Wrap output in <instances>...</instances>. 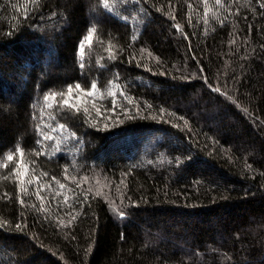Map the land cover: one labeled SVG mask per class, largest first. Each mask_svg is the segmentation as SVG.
Masks as SVG:
<instances>
[{"label":"trees","instance_id":"obj_1","mask_svg":"<svg viewBox=\"0 0 264 264\" xmlns=\"http://www.w3.org/2000/svg\"><path fill=\"white\" fill-rule=\"evenodd\" d=\"M108 4L0 0V264H264V0Z\"/></svg>","mask_w":264,"mask_h":264},{"label":"snow or ice","instance_id":"obj_2","mask_svg":"<svg viewBox=\"0 0 264 264\" xmlns=\"http://www.w3.org/2000/svg\"><path fill=\"white\" fill-rule=\"evenodd\" d=\"M34 2H37V0H34ZM121 2L127 3L128 0H121ZM220 2H221V0H216L217 4H220ZM103 4H104L105 9L110 8V6L108 4V0H103ZM116 15L119 16V13H116ZM96 32H97L96 26L95 25L91 26L89 28L88 34L85 37V40L79 46V55L81 58V65L80 66L82 68L84 67L83 60H84V53H85V45L87 44L90 46L92 44L93 36H94V34H96ZM110 58L114 59L115 58L114 54H110ZM96 88H97V85L95 83H92L90 85V89L82 88L81 84L77 83L74 86L68 87L66 90V93L65 92L51 93L50 95L45 96L44 99H45V101L52 100L55 102L57 96L64 97V99L57 102L59 104V106L61 108L68 107L71 109H75L77 112H79V108L75 104L71 103V101L68 97H71L72 100H79L80 99L79 96L73 95L74 90L76 92H85L87 96L91 97L93 95L94 91L96 90ZM47 106L49 108H52L53 104L49 103ZM85 111H87V109H85ZM53 118H55V117H53ZM59 127H60V129H64L65 125L62 123L59 125ZM41 138H42V141H48V140L52 139V137L50 135H48L47 133H44L42 130H41ZM37 143H38V146L41 145V141H38ZM15 152L19 154V157L21 159H20V161L17 162L15 168L13 169V174L18 175V176L25 175L29 171V166L27 165V163L24 160L25 152L19 146H17L15 148ZM40 154H42V153L37 152V155H40ZM6 159H7V161L11 162L14 160V155L12 153H9L6 156ZM4 167L7 168L8 165L5 164ZM21 168L23 169V172L18 171ZM30 180H31V178H29V182H30ZM60 187L63 188L64 185L61 184ZM21 202H23V201H21Z\"/></svg>","mask_w":264,"mask_h":264},{"label":"rangeland","instance_id":"obj_3","mask_svg":"<svg viewBox=\"0 0 264 264\" xmlns=\"http://www.w3.org/2000/svg\"><path fill=\"white\" fill-rule=\"evenodd\" d=\"M84 40H85V39H84ZM65 93H66V92H65ZM73 95H74V96H79L80 99L82 100V99H83L82 96H85L86 93H84V92H76V91L74 90ZM68 98L70 99L71 103H73V104H76V103H78V101H79V100H72L71 97H68ZM57 99L60 101V100L64 99V97L57 96ZM50 101H51V100H50ZM52 103H53V102H52ZM37 125H38V127H40L41 129H43L44 127H46V124H45L44 121H40Z\"/></svg>","mask_w":264,"mask_h":264}]
</instances>
